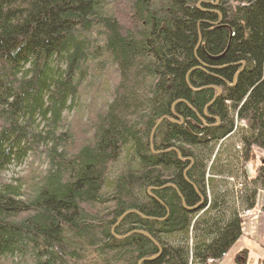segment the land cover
<instances>
[{
    "label": "trees",
    "instance_id": "16d2710c",
    "mask_svg": "<svg viewBox=\"0 0 264 264\" xmlns=\"http://www.w3.org/2000/svg\"><path fill=\"white\" fill-rule=\"evenodd\" d=\"M96 74L77 143L64 117ZM253 145L264 0H0V264H213L264 191Z\"/></svg>",
    "mask_w": 264,
    "mask_h": 264
},
{
    "label": "rangeland",
    "instance_id": "374dc122",
    "mask_svg": "<svg viewBox=\"0 0 264 264\" xmlns=\"http://www.w3.org/2000/svg\"><path fill=\"white\" fill-rule=\"evenodd\" d=\"M119 13H123L121 20H126V10L121 4L115 5ZM98 74L84 82L79 90V105L66 112L64 120L67 127L76 137V142H83L90 135L91 123L95 114L100 111L109 98L108 88L112 86L114 74L109 77ZM106 85V87H105ZM107 89V90H106ZM109 89V90H110ZM245 121L237 122L236 127L244 125ZM230 141H227L229 143ZM238 148V147H237ZM218 146L216 145V149ZM264 165V150L253 145L249 153V159L245 163L249 176L256 174L257 167ZM43 165L41 166V169ZM28 166L24 163L10 165L3 173L4 179L25 173ZM264 202V191L259 190L254 207L245 210L240 215L242 233L235 243L224 253L222 258L214 264H263L264 259V212L261 204Z\"/></svg>",
    "mask_w": 264,
    "mask_h": 264
},
{
    "label": "water",
    "instance_id": "95a60500",
    "mask_svg": "<svg viewBox=\"0 0 264 264\" xmlns=\"http://www.w3.org/2000/svg\"><path fill=\"white\" fill-rule=\"evenodd\" d=\"M235 77H236V73L234 75V80H235ZM219 91H220V89H219V87H217V94L219 93ZM162 118H164V117H160L159 119H157L156 124H158L161 121ZM166 118L169 119V120H171V121H176L174 118H171V117H168V116ZM181 121H182V118L180 117V121L179 122H181ZM153 131H154V129H153ZM193 208H196V206H194ZM141 232H143L146 236H148L150 238V235L147 232H144V231H141ZM156 256H157V254L156 255H153L152 257H149V259L154 258Z\"/></svg>",
    "mask_w": 264,
    "mask_h": 264
},
{
    "label": "bare ground",
    "instance_id": "6f19581e",
    "mask_svg": "<svg viewBox=\"0 0 264 264\" xmlns=\"http://www.w3.org/2000/svg\"><path fill=\"white\" fill-rule=\"evenodd\" d=\"M260 190H262V189H260Z\"/></svg>",
    "mask_w": 264,
    "mask_h": 264
}]
</instances>
